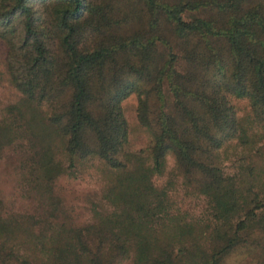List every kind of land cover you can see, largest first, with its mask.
<instances>
[{
    "label": "trees",
    "instance_id": "trees-1",
    "mask_svg": "<svg viewBox=\"0 0 264 264\" xmlns=\"http://www.w3.org/2000/svg\"><path fill=\"white\" fill-rule=\"evenodd\" d=\"M0 42L34 136L59 143L70 174L86 159L113 172L104 197L119 212L37 240L49 264H223L251 244L264 256L263 189L242 190L200 159L246 142L233 101L264 132V0H0ZM131 95L150 141L127 174L121 105ZM168 156L207 201L199 226L173 216L152 184ZM8 262L36 259L10 248Z\"/></svg>",
    "mask_w": 264,
    "mask_h": 264
},
{
    "label": "rangeland",
    "instance_id": "rangeland-1",
    "mask_svg": "<svg viewBox=\"0 0 264 264\" xmlns=\"http://www.w3.org/2000/svg\"><path fill=\"white\" fill-rule=\"evenodd\" d=\"M173 54L180 71V55L174 50ZM4 57L5 48L0 42V254L4 256L13 248L36 259V264H49L50 252L43 256L37 253L40 248L37 240L45 242L61 230L94 226L119 212L104 197L107 186L114 180L113 172L97 159H86L77 162L70 171L72 174L68 173V162L59 143L55 139L42 143L34 136L38 125L28 122L20 96L9 84ZM155 99L149 95L151 116L157 107ZM233 104L246 142L231 141L217 153L216 160L206 159V153L200 159L219 169L242 190L264 191V132L252 123L246 101ZM121 106L128 138L119 160L124 161L127 174H132L141 164L136 158L131 159V154L144 150L150 137L137 123L135 96L128 97ZM151 181L157 190L166 191L173 216L198 226L206 220V199L192 190V184L181 179L171 156L166 157L162 175ZM120 264H132L131 258ZM223 264H264V256L257 245L251 244L237 248Z\"/></svg>",
    "mask_w": 264,
    "mask_h": 264
}]
</instances>
